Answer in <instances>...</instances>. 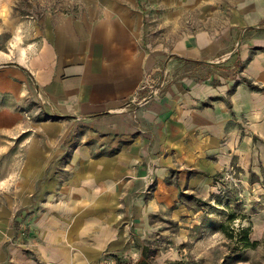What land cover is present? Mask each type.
I'll return each mask as SVG.
<instances>
[{
  "label": "crops",
  "instance_id": "obj_1",
  "mask_svg": "<svg viewBox=\"0 0 264 264\" xmlns=\"http://www.w3.org/2000/svg\"><path fill=\"white\" fill-rule=\"evenodd\" d=\"M160 1L156 26L143 25L136 0L41 3L78 8L47 13L18 64L50 110L85 122L99 149L114 148L81 159L84 168L44 202L46 264H93L120 251L127 212L144 228L149 212L179 211L181 193L204 201L228 166L256 178L264 172V8L221 20L214 0ZM143 75L164 85L132 102ZM136 161L132 179L127 168Z\"/></svg>",
  "mask_w": 264,
  "mask_h": 264
},
{
  "label": "rangeland",
  "instance_id": "obj_2",
  "mask_svg": "<svg viewBox=\"0 0 264 264\" xmlns=\"http://www.w3.org/2000/svg\"><path fill=\"white\" fill-rule=\"evenodd\" d=\"M43 1L47 0H0V264H46L39 253L44 248V225H40L44 202L57 199L64 182L84 168L81 159L114 150L99 149L96 142L101 139L82 120L50 110L26 68L18 64L23 48L33 47L38 38L35 29L47 13L65 14L78 8H48ZM136 1L143 25L156 26L161 1ZM214 4L221 20L264 8V0H214ZM155 35L160 37L159 32ZM112 141L117 142V137ZM153 167L150 160L143 163L149 175ZM139 168L141 162H133L128 177L137 179L134 172ZM254 178L253 173L248 176L228 166L214 176L212 192L204 201L181 193L179 211H146L144 228L127 212L124 247L102 253L93 264L109 259L115 264H264V172L255 183ZM138 180L143 193L142 174ZM153 181L147 179L146 192ZM240 229H248L250 242L256 241L253 247L242 248L237 240Z\"/></svg>",
  "mask_w": 264,
  "mask_h": 264
},
{
  "label": "built area",
  "instance_id": "obj_3",
  "mask_svg": "<svg viewBox=\"0 0 264 264\" xmlns=\"http://www.w3.org/2000/svg\"><path fill=\"white\" fill-rule=\"evenodd\" d=\"M143 79L141 83L138 85L136 88V95L133 96L132 102H140L146 100L148 97L155 95L158 93L159 89L163 87L164 81L163 79H157L151 77L150 75H143ZM142 94V95H140ZM143 96H148V97H143ZM137 97V100H135ZM231 167H229V170ZM104 264H115V262L111 259L108 261H105Z\"/></svg>",
  "mask_w": 264,
  "mask_h": 264
},
{
  "label": "trees",
  "instance_id": "obj_4",
  "mask_svg": "<svg viewBox=\"0 0 264 264\" xmlns=\"http://www.w3.org/2000/svg\"><path fill=\"white\" fill-rule=\"evenodd\" d=\"M238 232V241L241 242L242 248H251L256 244V241L250 242L248 238V229H240ZM228 238H233L231 232L227 234Z\"/></svg>",
  "mask_w": 264,
  "mask_h": 264
}]
</instances>
